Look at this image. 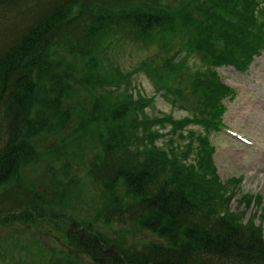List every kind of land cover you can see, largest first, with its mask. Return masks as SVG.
Masks as SVG:
<instances>
[{
  "label": "trees",
  "instance_id": "trees-1",
  "mask_svg": "<svg viewBox=\"0 0 264 264\" xmlns=\"http://www.w3.org/2000/svg\"><path fill=\"white\" fill-rule=\"evenodd\" d=\"M55 1L0 0V19L7 24L0 33V131H9L8 143L0 147V228L15 235L16 230L33 233H20L23 242L13 243L10 252L9 246L2 248L12 240L1 237L0 261L21 264L31 259L32 264H42L45 253L52 251L38 241L41 236L36 231L45 229L64 244L63 251H57L61 259L55 261L51 254L47 264L72 263L64 254L69 250L66 246L104 264H264L260 229L254 235L225 222V217L213 214L214 208L199 205L184 192L175 200L167 190L169 181L156 176L163 164L214 198H225V186L210 182L203 167L175 154L173 148L178 145L173 138L165 147H143L141 141L152 142L162 135L153 128L161 122L144 112L152 98L145 103L130 93L122 100L116 93L114 97L112 91L122 90L121 84L129 82L106 57V48L121 41L124 45L131 41L133 46L150 44L153 34L160 35L165 46L166 39L186 38L183 33L194 31V26L197 35L207 28L199 15L210 5V18L226 37L227 46L219 53L212 45L204 47L209 51L204 62L210 70L202 73L203 80L196 77L195 84L217 94L211 67L239 65L238 60L251 53L260 36L258 30L252 33L248 28L243 8L234 11L228 6L238 20L233 33H228V24L210 4L214 0H187L184 6L174 0V8L157 11L136 0H62V11L52 13L47 8L56 6ZM15 4H30L34 9L29 21L22 19L24 28L19 34L17 22L5 12ZM171 9L184 12L180 22ZM125 10H131L130 16L119 13ZM63 17L73 18V23L60 22ZM212 28L206 34L213 35ZM189 40L173 48L188 46ZM95 50L105 56L98 57ZM75 58L86 64L81 62L78 68ZM103 62L110 65L113 80L100 76ZM150 66L155 69L143 63L137 71L149 73ZM131 120L147 127L138 133L136 126L130 127ZM70 210L77 216L69 215ZM71 223L75 227L68 232ZM129 223L155 234L157 242L142 245L128 242L123 234H108L111 227ZM110 246L115 251L106 254ZM34 256L37 260H32Z\"/></svg>",
  "mask_w": 264,
  "mask_h": 264
},
{
  "label": "rangeland",
  "instance_id": "rangeland-1",
  "mask_svg": "<svg viewBox=\"0 0 264 264\" xmlns=\"http://www.w3.org/2000/svg\"><path fill=\"white\" fill-rule=\"evenodd\" d=\"M61 1L62 0H56L55 2L57 5L47 9H49L52 13H60L62 11ZM136 1L141 4H148L151 8H153V11L155 7L173 2V0ZM181 1L183 4L180 6H184L187 2V0H179L176 2V4ZM210 4L217 10V13L225 16L226 18L229 15L228 6L232 7L234 11H236L239 7L246 9L247 6L244 3L241 4L239 0H214V2ZM218 5L221 6L218 7ZM209 6L205 8L204 14H202L203 20L205 21H203L201 25L207 27L206 30L205 28L201 29L197 35L195 32L188 33L189 29L184 33L186 38H191L187 44H196L197 47H200V51L204 49L205 46L213 45L214 43L218 47L222 46V43L212 40V36L218 34L217 30L212 29L214 31L213 35L206 34V31L209 28H217V24H214L210 18V12L208 9ZM74 9L77 11L75 6ZM33 10L34 9L30 7V4H15L8 7L6 12L17 22L18 29L24 26L22 19L30 18ZM180 11H182V9ZM119 13L130 16L132 12L131 10H125L122 12L119 11ZM182 14L183 12H179L178 10L177 12H173L172 16L180 22L182 20ZM117 22H121V20L118 19ZM10 25L13 28L12 24ZM6 26L7 24L0 19V33L3 32ZM148 28L149 27H147V29ZM137 29L141 32L144 30L141 27ZM204 35H211V37L206 38ZM138 36L141 37L140 34ZM186 38L166 39L167 43L165 46H163V42H161V36L152 34L150 41L148 38H145V40L149 41L150 44L144 43L145 45L133 46L134 43L131 41L126 45L122 44L121 41L119 42L120 44H117L118 46L115 45L111 46L110 48H106L108 52V54H106L107 59H109L108 62L115 64L124 74L131 73L125 79L127 82H129V85L127 86L125 83L121 84V88L123 89L113 90L112 95L116 93L118 99L122 100L125 98V93H130L136 99L142 98L145 103L153 97L152 102L147 105L144 110L149 119H162L164 117H169L177 121H181L184 118L189 119L190 123L186 127L185 131L193 132L195 135L192 138H186L182 141L177 137L178 132L176 135H171L169 132L171 129V124L164 121L162 123L153 125V128L156 127L159 129L160 133L162 134L161 137L152 142L145 143L141 141V144L145 149L146 145L148 146V144L151 149L154 147L161 148L165 147L164 145H166V142L170 138H173L178 145V148L174 147L173 150L175 154L180 156L185 152L181 151L183 148L181 147L182 143L191 142L194 147H197L199 145L197 135H199L200 138H208L206 145L204 144L203 146L205 149L211 151V159L213 163L212 167L215 169V175L219 178V180L225 181V190L222 191V193L225 195V198H214L205 190L203 191V189H201L195 181H191L187 176L184 175H175V172H173L169 166L166 167L163 164H160V166L157 167L156 176L165 178L169 181V183H167V190L172 192V196L175 200L181 199V195L184 192L188 196L190 195L192 199L199 205L214 208L213 214L220 217H225V222H233L234 224L241 226L243 229L249 230L254 235H256L257 230L260 229L262 231V240H264V155L261 153V148L264 146V139L260 138V136H263V131L260 133V136H258L253 128L250 129L248 122L250 118H253L255 113L261 112L260 109L263 106V102H261L260 99L264 100V89H256L253 83L258 81L259 83L261 82L264 84V51L260 56L253 60L251 67L246 73H237L233 68L228 67L222 68L220 70L217 69V72L221 78L220 80L223 81L228 87H234L237 90L236 98L233 101L227 100L223 104V107H226L227 111H225L224 116L223 114L221 115L220 122L232 127L233 129L242 130L249 136L256 137L259 140L258 145H260V147L256 146L253 151L250 152L238 153V150H236L233 144L234 141L232 139H228L219 133H207L208 131L204 130L203 121L207 119L206 117L201 118L200 124L191 121L193 119V115L197 113V105L195 99L192 97L194 96L195 90L197 91L203 89L202 84H198L196 86L194 74L196 71L208 72L210 70L208 62H203V60L201 58L198 59L196 55H191L189 61H186V65L184 66L183 70L178 66L173 69L172 73L169 71L170 79H168V77L162 73V64L164 62L165 56L164 53H169V50L173 48L174 44L186 41ZM95 52L96 50L94 53ZM100 53L101 51L97 50L95 54L98 57L105 56L104 54ZM185 53L186 52L183 51L182 55ZM169 56L172 57V60L178 57V60L175 61L176 64L184 63L182 57L175 56L171 53H169ZM240 61H242V59ZM81 62L86 64L83 59L79 60L78 58H75V63L80 69ZM115 62H118V64ZM143 63L153 64L159 71L153 70L149 71V73L137 71L139 66ZM102 64L100 65L101 71L98 70L100 76L103 79L108 77L109 79L113 80L110 65L104 62ZM171 66L172 65L166 64L165 68L169 69ZM93 85L99 87L98 84ZM167 91H181L183 96L182 101L180 103H175L173 100L174 98H172L170 94L166 93ZM140 113L141 111L138 110L137 114ZM51 118L52 117H50V119ZM259 120L264 121V119ZM129 125L130 127L133 126L132 129H134L136 126V131L138 133H142V129L147 127L143 124H135L133 120L130 121ZM8 134V129L0 131V135L3 138L0 140V147H3L5 143H8ZM11 135H13V132ZM192 156L193 152L187 157V159L190 160ZM170 157L172 161V154ZM238 178L240 180H236ZM51 185L53 184H48L49 187H51ZM157 188L158 182L155 181V192L158 191ZM175 191L178 193H174ZM61 201L66 203L65 200ZM70 212L69 215L77 216V213H75L73 210H70ZM193 219H197V216L195 215ZM74 227L75 226H73V228ZM107 228L109 229L110 227ZM138 229L139 228L134 223H129L128 225L118 224V226L111 227V231L107 229H105V231H109L108 234L110 235H115L116 233L123 234L128 239V242L136 240L142 245L157 242L158 239L155 234L153 235L146 230ZM10 232L11 231L0 229V239L1 237H5L7 235L6 238L12 240L2 248L5 250L6 247L9 246V249H6L7 252H10V250L13 248V243L16 244L19 239L23 242V238H19L21 237V235H19L20 233L33 234L32 232H26L23 230H16V235ZM36 233L41 236L38 237V241L40 242L41 246L45 249L52 250L48 253H45L47 257L42 264H47L48 257L51 254L55 261L60 260L61 258L57 257V251H63L64 244L59 242V239L52 236V230L47 233L44 229L40 232L36 231ZM67 247L69 250L66 249L64 254L69 256L73 261L70 264H104L102 259H92L84 253H76L69 246ZM109 251L112 252L110 247L108 248V252ZM0 259L3 258L0 257ZM32 260H37V257L34 256ZM30 261L31 259H25L23 262H21V264H32ZM0 264L6 263L0 261Z\"/></svg>",
  "mask_w": 264,
  "mask_h": 264
},
{
  "label": "bare ground",
  "instance_id": "bare-ground-1",
  "mask_svg": "<svg viewBox=\"0 0 264 264\" xmlns=\"http://www.w3.org/2000/svg\"><path fill=\"white\" fill-rule=\"evenodd\" d=\"M73 18H71V19H68V17H63V18H59V21L60 22H62V23H66V24H68V23H73Z\"/></svg>",
  "mask_w": 264,
  "mask_h": 264
}]
</instances>
